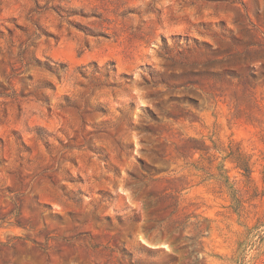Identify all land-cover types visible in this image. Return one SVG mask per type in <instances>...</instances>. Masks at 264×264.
I'll return each mask as SVG.
<instances>
[{
    "label": "rangeland",
    "instance_id": "374dc122",
    "mask_svg": "<svg viewBox=\"0 0 264 264\" xmlns=\"http://www.w3.org/2000/svg\"><path fill=\"white\" fill-rule=\"evenodd\" d=\"M0 264H264V0H0Z\"/></svg>",
    "mask_w": 264,
    "mask_h": 264
}]
</instances>
